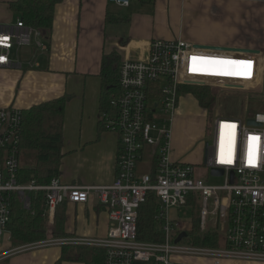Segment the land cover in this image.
Listing matches in <instances>:
<instances>
[{
    "label": "built area",
    "instance_id": "built-area-1",
    "mask_svg": "<svg viewBox=\"0 0 264 264\" xmlns=\"http://www.w3.org/2000/svg\"><path fill=\"white\" fill-rule=\"evenodd\" d=\"M109 2L120 8L130 4L129 0ZM43 35L19 17L14 23L0 24V68L21 69L16 60L21 49L32 48V59L36 51H46ZM200 46L204 45L180 39L152 40L145 59L118 65L117 89L110 96L108 111L100 116L105 131L118 138L115 177L107 185L69 186L58 177L46 185L19 183L16 147L21 113L0 108V239L7 232L12 208L28 211L31 194L42 193L47 217L64 203L96 200L107 210V232L94 239L49 236L18 250L90 247L103 250V264H187L184 258L210 264H264V112H247L246 106L248 95L257 92L261 80L264 50L254 54L250 50L256 48L245 46ZM193 57L246 63L233 69L238 74L220 75L193 71ZM181 86L244 95L238 116L215 114L211 123L212 144L205 166L222 171L224 183L220 186L195 178L192 164L171 159V124ZM144 163L147 169L139 171L138 166ZM149 194L158 203L153 219L160 242L137 239L138 209ZM190 200L199 208L201 235H212L214 246L188 244L190 227L181 226L172 216ZM181 233L186 238L176 243Z\"/></svg>",
    "mask_w": 264,
    "mask_h": 264
},
{
    "label": "crops",
    "instance_id": "crops-1",
    "mask_svg": "<svg viewBox=\"0 0 264 264\" xmlns=\"http://www.w3.org/2000/svg\"><path fill=\"white\" fill-rule=\"evenodd\" d=\"M13 1L0 0V24H8L12 19L8 4ZM129 1L128 7L120 8L109 0H62L55 6L49 36H43L46 51H36L32 59V48L21 49L16 54V60L22 64L21 71L0 68V108L23 111L46 101L69 98L64 111L63 157L58 175L65 185H107L115 177L118 138L98 131L100 73L105 56H113L118 65L125 60L141 61L146 58L150 41L176 39L204 46L264 50V0ZM182 13L190 16L186 23L191 34L180 32ZM177 157L171 154L173 161H178L174 159ZM146 169L145 163L138 166L139 171ZM64 207L66 236L61 238L105 236L107 210L96 200L91 199L87 204L67 203ZM54 216L55 212L52 217L46 216L45 238L52 237ZM10 238L7 231L0 246V264H84L76 257L80 248L18 250ZM183 261L210 264L197 258Z\"/></svg>",
    "mask_w": 264,
    "mask_h": 264
},
{
    "label": "trees",
    "instance_id": "trees-1",
    "mask_svg": "<svg viewBox=\"0 0 264 264\" xmlns=\"http://www.w3.org/2000/svg\"><path fill=\"white\" fill-rule=\"evenodd\" d=\"M62 0H15L8 4L11 12L20 18L23 23L31 28L39 29L43 36H49L52 30L55 6ZM111 55L105 56L101 64V91L99 96V120L98 131L106 132L101 114L108 111V103L112 93L117 89L118 64ZM178 94L185 96L190 94L201 109H209L214 101L212 90L203 86H181ZM237 94H240L237 92ZM259 95H250L251 102ZM68 97L46 101L34 105L27 110L20 111L21 122L18 133L16 152L20 167L18 170V182L28 183L34 181L37 184L46 185L51 179L58 177L63 141V123L65 105ZM248 101V102H249ZM252 111V110H250ZM192 201V200H190ZM188 201L187 205L192 202ZM60 205L55 210L52 237H65L63 225L65 221L64 206ZM158 203L153 195L149 194L140 205L137 216V239L143 242H160L162 238L157 234L154 223V215ZM44 196L42 193L31 194L28 211H11V221L8 225L11 238L14 242H30L42 240L46 237V215L44 214ZM192 218V229L188 232V243L200 246H214L212 235L199 232V218ZM35 241H33L34 243ZM67 248V247H66ZM77 250V260L84 264H103V250L90 247H74Z\"/></svg>",
    "mask_w": 264,
    "mask_h": 264
},
{
    "label": "rangeland",
    "instance_id": "rangeland-1",
    "mask_svg": "<svg viewBox=\"0 0 264 264\" xmlns=\"http://www.w3.org/2000/svg\"><path fill=\"white\" fill-rule=\"evenodd\" d=\"M183 14L185 13H182L180 15L182 19L180 32L183 33V35H188L191 34V27L187 24L189 23L190 16L186 17L183 16ZM15 17L16 16L12 14V19L9 21V23H14L16 19ZM194 18L198 19L196 15L194 16ZM172 32L175 31L172 30ZM178 33L179 31L177 32V34ZM256 91L257 92H252L250 95H259V98L256 96L255 99H253L251 102L247 100V112H264V67L262 70L261 80L256 88ZM212 94L214 97V101L209 109H201L190 94L181 96L178 99L176 114L172 119L171 154L175 153L178 155L177 158H174L178 160L174 161L175 163L192 164L194 166L195 178L202 179L209 185L220 186L224 183V177L211 176L210 169L204 165L205 145L207 144L208 146H210L212 144L211 123L215 114L231 117L238 116L243 107V102L240 99L243 98L244 95L237 94L236 92H229L228 94H224L223 92H218L215 90H212ZM197 155L200 156L198 160ZM186 159L197 162H187ZM15 209L17 212H20L17 210V208ZM179 210L180 211L177 213L173 212L172 216L177 217V221L180 222L181 226L186 228L190 227L191 230L194 212L196 214V218L197 216H199L198 205L192 202L190 205H187V207H182ZM5 234H7V232ZM5 234L0 239L1 244L3 238L5 237ZM44 239L46 238H43L39 241L32 240L30 242L22 243L20 241L14 242L13 238H10L11 242L14 244V247L17 248L25 247L28 244H32L33 241H35L34 243H37L43 241ZM188 244H190V242ZM192 246L203 247L200 245H194L193 243Z\"/></svg>",
    "mask_w": 264,
    "mask_h": 264
},
{
    "label": "snow or ice",
    "instance_id": "snow-or-ice-1",
    "mask_svg": "<svg viewBox=\"0 0 264 264\" xmlns=\"http://www.w3.org/2000/svg\"><path fill=\"white\" fill-rule=\"evenodd\" d=\"M193 71H208L212 74L234 75L238 74L233 69L245 65L243 61H223L209 58L193 57ZM200 65V67H198ZM250 66V65H249ZM224 162H231L226 160Z\"/></svg>",
    "mask_w": 264,
    "mask_h": 264
},
{
    "label": "water",
    "instance_id": "water-1",
    "mask_svg": "<svg viewBox=\"0 0 264 264\" xmlns=\"http://www.w3.org/2000/svg\"><path fill=\"white\" fill-rule=\"evenodd\" d=\"M199 47V46H198ZM200 47H203V48H207V49H220V48H217L216 46H200ZM251 53H254V54H259L260 53V50L259 49H254V50H250ZM250 124H253V121L249 120L248 121ZM207 152H208V145L206 144L205 145V149H204V165H206V162H207ZM210 175L213 176V177H220L222 176V171L219 170V169H215V168H212L210 169ZM186 238V234L185 233H181L177 239L175 240V242H179L181 239H185Z\"/></svg>",
    "mask_w": 264,
    "mask_h": 264
}]
</instances>
